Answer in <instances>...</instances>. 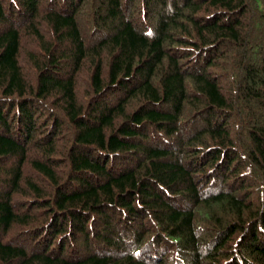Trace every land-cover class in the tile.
<instances>
[{
	"label": "trees",
	"instance_id": "1",
	"mask_svg": "<svg viewBox=\"0 0 264 264\" xmlns=\"http://www.w3.org/2000/svg\"><path fill=\"white\" fill-rule=\"evenodd\" d=\"M0 264H264V0H0Z\"/></svg>",
	"mask_w": 264,
	"mask_h": 264
}]
</instances>
